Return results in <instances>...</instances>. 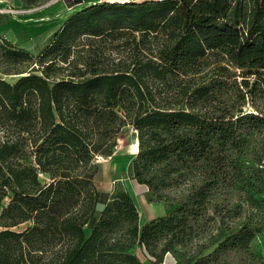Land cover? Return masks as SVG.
I'll return each instance as SVG.
<instances>
[{
    "label": "trees",
    "instance_id": "trees-1",
    "mask_svg": "<svg viewBox=\"0 0 264 264\" xmlns=\"http://www.w3.org/2000/svg\"><path fill=\"white\" fill-rule=\"evenodd\" d=\"M127 33L138 49L128 62L101 65L91 55L77 72L53 76L58 59L74 61L78 36ZM137 35H151L147 55ZM39 55L40 73L28 61L14 72L0 67L20 74L13 83L0 75V121L10 129L0 140V199H9L0 209V264H144L134 247L153 264L175 250L180 264H264L251 248L263 221L243 208L241 190L249 169L264 176V0L94 3L70 15ZM145 76L179 85L158 95ZM129 126L138 140L130 176L150 201L173 204L142 225L124 188L96 212L94 160L112 158Z\"/></svg>",
    "mask_w": 264,
    "mask_h": 264
},
{
    "label": "rangeland",
    "instance_id": "rangeland-1",
    "mask_svg": "<svg viewBox=\"0 0 264 264\" xmlns=\"http://www.w3.org/2000/svg\"><path fill=\"white\" fill-rule=\"evenodd\" d=\"M60 1H64L68 7H72V10L77 12L94 3H102L104 1L114 2L116 0H87L81 1L83 2L82 4H80L81 2L73 3L74 0H34V3L30 7L26 8H39L47 5H54ZM31 10L34 11V9ZM29 16L25 15L24 19H28ZM136 39H140V36L137 35ZM149 40H151V35H149L147 39L146 37L142 40L140 39L141 43L139 44V52H141V54L147 55L148 49L146 48V45H148ZM7 41H9L11 45H15L16 47L15 43L10 40ZM76 43H82V45L71 47L70 54H73L74 61L66 66V62L58 59L57 63H59L58 65H60V67H52L51 71L53 76L65 77L68 73L77 72L78 69L75 67L76 63L78 61L81 62L83 59H86L91 55L97 57L101 65L105 64L108 66H112L113 63L118 61L119 57H121L122 60L128 62L131 58L130 56L138 51V49L132 50L131 35L129 33L118 37L78 36L76 38ZM47 45L48 39L38 47L30 49L25 48L31 54V57L25 58L23 55L17 52L14 46L12 47L8 45L5 38H2V36H0V67L8 69V71L10 72H14L17 69L23 67L25 65V62L28 61L27 65L31 64V66H34V72L40 73L41 65L39 61L37 62V60L40 57V51H42ZM49 57L50 56L43 57L42 62L43 60L47 61ZM78 65L81 66L82 64ZM0 75L5 80L13 83L20 74L3 73L0 71ZM145 77H148L144 78L145 81L149 85H153L152 89H155L158 95L171 97L176 91L177 86L179 85V79L175 77H168L163 81L152 80L149 76ZM95 102L99 103L100 100H95ZM245 108H251L249 102L245 104ZM8 129L9 128H6L5 125H3L0 121V140H2L7 134H9L10 129ZM136 140V131L132 126H129L126 131H122L121 134L117 135V145L114 147L112 158H110V156H96L94 161L100 164L98 172L95 175V183L97 189L100 191V196L96 203V212H98L103 207L104 202L107 200V198H109L111 193L116 191L117 188H124L129 192L136 205V208L140 211L138 224L142 225L143 222L149 220L150 218L165 214L170 208L173 207V204L164 199L153 198V200L150 201L147 196V187L143 184L135 182V180L130 176L129 164L135 155V153L133 152L132 144ZM27 149H29V147H27ZM28 154V159L33 161V154ZM261 172L262 171L255 168L249 169L246 174V181L241 190L242 195L245 198V201H243L242 205L243 208L246 209L247 207L249 212L255 215L259 220L263 221L261 222V230L256 233V236L251 244V248L253 249L254 253L257 256L261 257L264 261V176L261 175ZM38 177L41 181L48 180V176L44 173H39ZM8 200L9 199L6 196L0 199V209L2 205L7 204ZM24 225L25 224H22L21 226H18L16 228H21ZM84 231L86 235L89 234V224L84 225ZM28 239L31 242L33 241L35 245L40 243V239H38V236L35 233H31ZM22 245H25L24 242H22ZM9 246L11 249H15L19 246V243L15 239H11L9 241ZM133 252L141 259L144 264H153L151 257H149L142 249L134 247ZM45 260L43 258H38L35 259L31 264H43V261ZM181 260V252L177 250L168 251L164 255L163 261L159 264H180Z\"/></svg>",
    "mask_w": 264,
    "mask_h": 264
},
{
    "label": "crops",
    "instance_id": "crops-1",
    "mask_svg": "<svg viewBox=\"0 0 264 264\" xmlns=\"http://www.w3.org/2000/svg\"><path fill=\"white\" fill-rule=\"evenodd\" d=\"M116 1L123 2L128 0ZM8 5L17 8H23L24 6L23 0H0V7ZM30 11L19 15V17L8 13H0V36L22 48L38 47L47 39L49 40L52 33L75 12L64 1ZM25 15L31 16L28 19H24Z\"/></svg>",
    "mask_w": 264,
    "mask_h": 264
},
{
    "label": "built area",
    "instance_id": "built-area-1",
    "mask_svg": "<svg viewBox=\"0 0 264 264\" xmlns=\"http://www.w3.org/2000/svg\"><path fill=\"white\" fill-rule=\"evenodd\" d=\"M37 7L34 8H17V7H13V6H3L0 7V13H8L12 16H17L19 17V15H23L26 12L30 11L31 9H35Z\"/></svg>",
    "mask_w": 264,
    "mask_h": 264
},
{
    "label": "bare ground",
    "instance_id": "bare-ground-1",
    "mask_svg": "<svg viewBox=\"0 0 264 264\" xmlns=\"http://www.w3.org/2000/svg\"><path fill=\"white\" fill-rule=\"evenodd\" d=\"M132 147H133V152L136 153L137 150H138V140H136V141L132 144Z\"/></svg>",
    "mask_w": 264,
    "mask_h": 264
}]
</instances>
